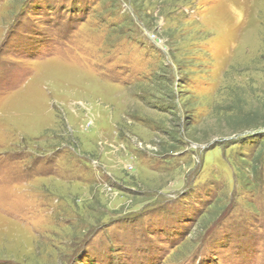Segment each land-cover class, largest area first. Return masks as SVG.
Segmentation results:
<instances>
[{
  "label": "rangeland",
  "instance_id": "obj_1",
  "mask_svg": "<svg viewBox=\"0 0 264 264\" xmlns=\"http://www.w3.org/2000/svg\"><path fill=\"white\" fill-rule=\"evenodd\" d=\"M0 264H264V0H0Z\"/></svg>",
  "mask_w": 264,
  "mask_h": 264
}]
</instances>
